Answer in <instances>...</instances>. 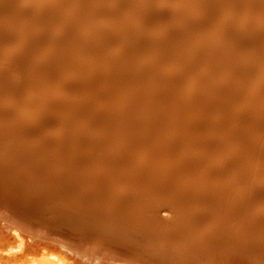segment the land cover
Returning a JSON list of instances; mask_svg holds the SVG:
<instances>
[{
    "label": "bare ground",
    "instance_id": "1",
    "mask_svg": "<svg viewBox=\"0 0 264 264\" xmlns=\"http://www.w3.org/2000/svg\"><path fill=\"white\" fill-rule=\"evenodd\" d=\"M154 1L0 0V21L17 15L0 32V56L7 55L9 61L0 79L26 85L34 78L45 83L44 89H55V96L80 101L51 106L46 98L40 107L25 110L36 119L29 116V122L17 123L13 105L25 95L22 85L1 86L7 98L0 107L10 108L0 114V256L22 258L27 249L22 248L24 234L29 233L34 238L30 235L28 248L59 250L60 264H264V231L258 230L264 225V188L245 184L251 180L255 185L262 174L234 171L241 163L250 168L264 162V138L256 133L264 130V122L257 127L254 121L256 116L264 119V27L238 26L234 39L240 49H228L220 57L236 59L240 53L241 66L233 60L234 72L247 75L252 87L242 90L224 78L199 95L189 85V98L168 130L163 124L171 115L162 117L160 107L172 97L167 84L173 83L161 77V61L170 34L165 22L171 20H159ZM228 11L229 5L225 16ZM32 12L37 13L32 20H22ZM45 21L50 23L47 27ZM157 24L162 25L161 37H142ZM50 26L61 32L53 42ZM219 28L225 36L229 24L222 21ZM192 36V31L173 35L181 42L180 54L190 49ZM12 44L16 51L6 53L4 45ZM222 46L226 47L223 41ZM115 48L122 55L110 51ZM29 66L35 67L33 74ZM59 70L70 72L67 79ZM87 72L92 80L65 83L76 84ZM89 92L98 94L90 103L85 99ZM242 94L249 102L240 117ZM194 95L198 99L192 100ZM198 112H221L220 125L216 117L204 125L191 123ZM251 113L253 123L242 122ZM35 120L39 125L30 128ZM139 124L146 135L135 134ZM181 132L186 133L184 141L172 138ZM205 137L207 142L201 143ZM233 145L240 157L224 163L223 152ZM184 146L191 149L183 150ZM122 147L131 151L117 152H124ZM86 148L99 151L92 162L86 161ZM112 150L116 152L107 157ZM122 156L125 162L117 163ZM226 164L229 172L214 171ZM180 166L188 171L171 173ZM199 171L217 180L197 183L193 177ZM254 196L259 205L246 206L253 204ZM182 199L191 200V206L182 207ZM164 200L180 205L164 215ZM11 235L19 244L4 249Z\"/></svg>",
    "mask_w": 264,
    "mask_h": 264
},
{
    "label": "rangeland",
    "instance_id": "2",
    "mask_svg": "<svg viewBox=\"0 0 264 264\" xmlns=\"http://www.w3.org/2000/svg\"><path fill=\"white\" fill-rule=\"evenodd\" d=\"M154 3L157 8L156 15L159 18V20L162 21L163 20L162 17H164V19L168 17L171 20L169 22H165L169 24L168 29H169L170 34L168 36V42H167L168 48L165 52L164 59L161 61L163 62V65L161 67V77L163 76L164 79L169 78L167 79V81L173 83L172 85L167 84V87L170 86L169 88L171 90L169 92L172 93V97L170 98L169 101L166 100L168 102L163 101V104L160 107L161 113L159 112L160 114H162V117L169 116V114L171 115V118L168 117V119L165 121V124H163V126L165 125L164 126L165 128L172 129L174 117L176 118L179 112L182 111L180 109V106L182 104H185L189 98L188 95H186L187 90H189L188 89L189 85L190 86L192 85L195 90L193 91V94H199V95L200 94L204 95L206 93L205 90L207 89L210 90V86H215L219 84L220 79H224V78L229 82L231 86L239 87L242 90L252 87V81L248 78L247 75L246 76L240 75L239 76L240 78H239L237 72H234L235 64L233 60H239L238 66H241L242 56H240L241 55L240 53H237L238 54L237 56L239 57L236 56V59H230V58L222 59L220 57H221V54L224 51H227L228 49L234 48L236 49V52L237 50L240 49L239 43L234 39L235 38L234 36H236L237 30H239L238 26L245 27L247 25V27L249 28L251 25L253 26V24L255 23L254 29L258 27H262V26L264 27V0H155ZM23 4L25 3L24 2L21 3L20 7L23 6ZM227 5H229V11L227 12V16H225L224 11L226 10ZM144 7L140 8L141 12ZM161 7H162L163 13H161ZM158 11L161 15L158 14ZM1 12L2 14L6 13V11L4 10H2ZM35 13L34 12L28 13L26 16L23 17L22 20L24 21L32 20L37 15V13L36 14ZM227 17H231V18H227ZM16 18H17V15L15 14L14 16H9L6 20L0 21V32H3V29H5L6 27H9L10 24L15 22ZM47 21L44 22V25H46V27L50 24ZM222 21L229 24V28H228V31L225 33V36L221 35L222 29L219 28V25ZM155 26H156L155 29L152 28L149 31L145 30L144 32H142V37L143 38L148 37L151 40L161 37V35H159V31H161L162 25L157 24ZM187 31H192L193 36L191 37V39L193 41H196L197 37H199L200 40H202V42L196 43L190 39L192 41L191 42L192 46H190V49H186L184 51V54H180L179 51L181 47V44H180L181 42H179L175 37H173V35L175 33L183 35ZM50 34H51L50 40H52L53 42L56 40V39L54 40V38H56L57 35H60L61 32L57 28L53 29L52 27L50 30ZM14 39L15 41L17 40L16 37H14ZM162 39H164L163 36H162ZM222 41L226 44V47L224 46L221 47ZM14 45H16V43H14ZM14 45L13 44L9 46L4 45V48L6 47V53L8 52L11 53L13 51H16L14 50L15 48ZM8 47L10 48L9 51L7 50ZM110 51L114 55H118V53H120V50L116 48L111 49ZM263 51H264V45H263V50L261 51L262 54H264ZM248 52H250V50ZM248 52L246 51L245 53L247 54ZM119 55H122V53H120ZM176 63H180L179 66L175 65ZM8 64H9V61H8L7 55L0 56V72L7 71ZM27 69L29 70L31 74H33L34 73L33 70L35 69V67L29 66ZM61 73H64V74H61ZM90 73L91 72H87L86 74H84V77H83L84 79H81L76 84L71 83V82L68 83L67 81H65V83L77 85L82 81H90L93 79L91 77H87L88 74ZM68 74H70V72H67V71L64 72L62 70H59V75L61 76L62 79H67L65 76ZM237 77L238 79H236ZM177 80L181 82V84L183 85V88L180 86V84L175 85L176 84L175 81ZM7 82H9L11 86L16 87L20 81L0 79V90H1L0 91V102L5 101V99L7 98V95L5 94L4 90L1 88V86L6 84ZM29 82L30 84L26 83V85L20 82V84L22 85V91L25 93V95H23L19 101L14 102L13 106H15L16 108L15 110H13L14 112L13 121L14 122L18 123V121H21V120L29 122L32 119H36L30 116L32 113L31 111L27 112L25 110L30 109V108L34 109V108L40 107V105H42L43 103V100H45L46 98H48L51 101V106H59L64 103L65 104L69 103L71 101H73L71 102L72 104L75 102L76 103L80 102V101H77L79 97L74 99L73 97L69 95H65V94H62L61 96H55L54 95L55 89L50 88V87L44 89L45 83H43L40 80H34V78H31ZM222 82H223V85H227L225 81L222 80ZM97 97H98V94L96 92H93V93L89 92L87 93L85 99L90 98V100L88 101L90 103L92 99H95ZM246 97L243 94L240 97H238V101L240 102L237 107L240 113V117L245 116L243 109H244L245 104L249 102L248 99L246 100ZM193 99H198V97L194 95L192 100ZM260 103L261 102H259V104ZM263 104H261V108L263 107ZM9 108H10L9 106L0 107V111H2L0 112V114L2 115L4 113H9V112H6L9 110ZM104 112L105 110L102 111L103 114H105ZM29 116H30V120H27ZM252 117L253 115L251 113L247 115L244 119H242V122L247 121V123H249L250 125L253 123V121H250V119L253 120ZM257 117L258 116H256L254 120L256 121L255 125L257 127H260L262 123L264 122V119L262 118L258 119ZM214 118L215 120L218 121V124L220 125V121L222 118L221 112H215V114L211 113V115L198 112L197 114H195L194 117L192 116V118L190 119V122L199 124V125H204V121H208V120L213 121ZM28 125L30 128L37 127L39 125V122L35 120L32 122V124H28ZM241 128H244L246 130L245 127H241ZM256 131H257L256 133L259 139L264 138V130H256ZM241 132L242 130H238V136H240V138H243L244 133L243 132L241 133ZM185 134L186 133L181 132L180 136H175L172 138L174 139L177 138L179 139V141H182V140L184 141L183 136H185ZM210 134H214V133L210 132ZM191 135L192 134H190V136ZM50 137L51 135L47 136L48 139H50ZM65 138H66L65 142H67L68 144L72 143L69 138L67 137ZM7 139H14V137L9 136L7 137ZM167 139L170 140V137H168ZM205 141L207 142L206 137L204 138V141H201V143ZM113 143H114V139H113ZM193 144L194 142L191 143V145ZM188 147L190 150L191 149L190 146H187V147L184 146L183 150L188 149ZM231 147H233V149L228 148L227 150L223 152L222 159L225 160L224 163L225 162L227 163L228 161H231V160H236L237 157H240L239 154L234 151L236 146L233 145ZM121 149H123L124 152L120 150L117 152L128 153L127 150L129 149L125 147H122ZM85 151L88 152V156H90L91 153H93L92 151H94V149L86 148ZM181 157L184 158L185 156L182 154ZM189 159L190 158H188V160ZM176 169H178V172L188 171V169H186V167H183V166L177 167ZM217 170H220L219 171L220 173L218 174H224L227 171L229 172L228 164H226V167L224 165H220L217 168L216 166L214 168V171H217ZM235 170L237 173H241L243 175H246L252 172L254 177L257 174L261 173L262 174L261 177H259L256 180V182H254L255 185L252 184L253 182H251V180L247 181V183L245 184L249 186H255L257 188L258 187L264 188V162L263 161L256 163V164L253 163V165L250 168L249 167L247 168L245 164L241 163L234 168V171ZM176 183H178V185H183V182L182 183L176 182ZM220 184H221V181H220ZM213 185L217 186V183L214 182ZM174 192H177V191H174ZM244 199L246 198L244 197ZM251 200H254V198H251ZM164 201L162 203L163 207L161 206V208H163L162 214L164 215L168 214L169 212L168 210L170 208L174 206L178 207L180 205L179 202H176V200L175 201L164 200ZM190 201L191 200H188V199L187 200L182 199L180 203L181 205L182 203H184L182 207L183 206L188 207V206H191ZM165 205H168V206L171 205V206L166 207ZM258 205L259 204L255 206H258ZM235 217H238V216H235ZM239 218H241V215L239 216ZM262 223L264 224V221ZM259 228H260L258 229L259 231H264V225ZM28 234H24L25 242L22 244V248L24 247L27 248L24 256L22 258L13 259V258H7L6 253L4 254L2 253V256H0V258H3V259H0V264H60L58 262L59 258L61 257V252L59 250L46 249L47 247L43 248L42 246H39V249H33V248L30 249V247L28 248V245H30L28 244V242H31V239L34 238L33 235L31 234L28 235ZM30 235L33 238L30 237ZM6 240H7V243L3 245L4 249H8V248L12 249L16 247L20 241L18 238H15L12 235L8 237ZM13 251H16V250H13ZM93 264H96V263H93Z\"/></svg>",
    "mask_w": 264,
    "mask_h": 264
},
{
    "label": "water",
    "instance_id": "3",
    "mask_svg": "<svg viewBox=\"0 0 264 264\" xmlns=\"http://www.w3.org/2000/svg\"><path fill=\"white\" fill-rule=\"evenodd\" d=\"M167 107H168V106H167ZM139 125H140V124H139ZM142 127H144V126H141V125L139 126V128H140V130H139V132H138L139 135L135 132V134H136L137 136H140V135H143V134L146 135V134L148 133V132L145 131L146 129L143 130ZM168 130H170V129L168 128ZM168 136H170V135H168ZM180 140H182V139H180ZM182 141H183V140H182ZM179 145L181 146L182 144H179ZM110 148H111V147H110ZM114 151H115V150L110 151V152H112L111 154H113ZM92 152H93V153H91V155L88 156V158L86 159V161H88V160L90 161V160H91L90 162H92L93 160L96 159V157L98 156V152H99V151H95V150H94V151H92ZM176 153H178V152H176ZM176 153H175V154H176ZM111 154H108L107 157L110 156ZM124 156H127V157H128V155H124ZM124 156L120 157V158H119L120 160H119L117 163H119V162H120V163L125 162L124 159H126L127 157L124 158ZM188 158H189V157H188ZM188 158H187V159H184V161L186 162V161L188 160ZM92 159H93V160H92ZM131 159L134 160L133 157H132V158L130 157V161H131ZM134 161H136V160H134ZM177 161H180V160H177ZM177 161H176V163H177ZM87 164H88V163H87ZM88 165H90V164H88ZM93 168H94V167H93ZM203 168H204V167H203ZM177 172H178V169H176V168H174V170L171 171V173H174V175H175V173H177ZM201 175H202V174H201L200 171L197 172V173L194 175L193 178H197V180H196L197 183L206 182V181H212V180L214 181V180H217L216 177H218V176L208 177V176H213L214 174H211V175H210V174H206V175L203 176V177H201ZM200 177H201L202 179H200ZM203 179H204V180H203ZM175 182H176V181H175ZM254 197H255V196H254ZM257 199H258V198L255 197V201L253 202V204H249V205H248V204H245V205L248 206V207H252V208H253V207L255 206L254 203L256 202ZM67 240H73V241H75V242H78V241H79V240L69 239V238H68Z\"/></svg>",
    "mask_w": 264,
    "mask_h": 264
}]
</instances>
